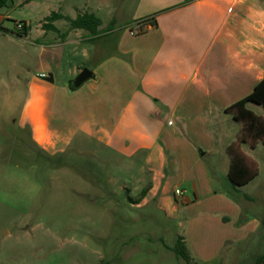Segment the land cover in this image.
<instances>
[{
	"label": "crops",
	"instance_id": "obj_1",
	"mask_svg": "<svg viewBox=\"0 0 264 264\" xmlns=\"http://www.w3.org/2000/svg\"><path fill=\"white\" fill-rule=\"evenodd\" d=\"M139 2L123 24L114 28L113 18L107 33L120 32V37L111 53L88 46L102 33V19L97 34L77 28L61 39L47 37L50 30L43 23L49 13L44 14L39 35L32 37L28 20L14 17L6 10L9 4L0 8V73L10 65L1 62L5 56L28 54L33 60L28 74L23 68L11 76L0 74V127L15 123L51 155L89 146L93 152L101 147L114 154L123 169L130 170L126 181L131 184L120 200L136 198L149 187L146 196L131 205H151L173 221L182 208L200 206L189 237L179 234L193 263L241 264L246 245L263 227L264 215L245 217L237 200L216 192L207 197L218 207L207 216L203 208L209 204L200 203L198 187L215 184L216 175L207 165L211 167V161L229 178L227 147L237 139L242 123L226 109L264 78V0ZM62 9L54 11L69 16ZM18 23H25L27 32L18 29ZM68 48L81 60L69 61L64 73L61 63ZM19 58L14 60L21 64ZM85 67L93 77L71 89L70 81ZM49 73L53 82L43 76ZM172 180L193 183L195 198L184 200L186 190L179 184L175 190L181 187L183 194L172 192Z\"/></svg>",
	"mask_w": 264,
	"mask_h": 264
},
{
	"label": "rangeland",
	"instance_id": "obj_2",
	"mask_svg": "<svg viewBox=\"0 0 264 264\" xmlns=\"http://www.w3.org/2000/svg\"><path fill=\"white\" fill-rule=\"evenodd\" d=\"M136 2L34 0L27 5L23 4L24 0H11L6 10L16 18L30 22L32 37L39 35L44 14L50 15L61 7L74 18L78 14L94 13L103 20L102 33L88 46L98 45L111 53L118 44L120 32L107 33V29L113 18L116 22L111 26L115 25V28L132 16L140 4ZM66 21H57L62 32L66 31ZM8 24L15 27L12 22ZM130 26L131 23L127 25ZM17 28L24 30V26ZM49 33L47 37H60L56 31ZM69 50L65 51L61 63L64 73H67L69 61L81 60L80 55L77 57ZM17 56H20L21 64L15 62ZM17 56L1 58V62L10 63L1 75L11 76L22 68L26 74L31 72L32 58L28 54ZM249 107L264 116V106L254 103ZM231 125L228 123L230 130ZM226 133L230 135V131L226 130ZM91 148L68 150L58 159L59 156H50L33 142L27 131L18 130L15 123L6 122L0 127V264H99L101 261H107V264H190L185 260L179 262L161 238L169 245L175 243L179 234L187 239L194 229L192 217L199 214L200 206L182 208L173 221L151 205L138 207L120 200V196L122 199L127 196L131 183L126 181V172L130 170L123 169L122 160L114 154L101 147H94V152ZM241 149L257 162V177L237 190L227 175L216 168L218 164L211 161L210 167L207 163L210 172L216 175L215 186L198 187L200 203L206 200L209 204L203 208L207 216L212 208L218 207L217 202L207 197L216 192L218 196L226 193L237 200L245 217L264 215V142L254 148L243 143ZM54 159L64 161V164L59 165ZM172 181L169 185L172 192L175 184H179L186 190L184 200L190 202L195 198L193 183ZM181 187L179 189L184 190ZM246 247L240 263L255 264L259 254H264V227L253 234Z\"/></svg>",
	"mask_w": 264,
	"mask_h": 264
},
{
	"label": "trees",
	"instance_id": "obj_3",
	"mask_svg": "<svg viewBox=\"0 0 264 264\" xmlns=\"http://www.w3.org/2000/svg\"><path fill=\"white\" fill-rule=\"evenodd\" d=\"M11 0H0V8L5 7ZM30 0H26L28 2ZM59 19H65L69 22V27L62 32L54 22ZM43 23V28L53 30L60 34L61 39H65L69 32L73 29L82 28L89 30L92 34L98 33V28L101 25V18L94 13L78 14L76 18L64 15L60 12L53 11L48 15ZM152 22H154L152 20ZM23 24V23H22ZM155 24V22L153 23ZM24 32L29 29L25 23ZM253 102L264 106V78L255 86L254 90L244 98L229 106L226 111L233 115V118L242 123V128L238 133L237 139L230 143L227 147V152L230 156V168L228 172L229 179L234 188L242 186L250 182L258 175L259 168L257 162L243 152L241 146L243 143H249L251 147H256L258 143L264 142V117L250 109L247 104ZM63 153H57L50 156H60ZM49 158V157H48ZM54 159L59 165L64 164V161ZM149 187L144 188L138 197L128 196L130 203H139L146 196ZM264 227V218L262 220ZM163 245L174 252L177 260H185L192 263V257L189 253L185 237L179 235L173 245H169L164 238H161ZM99 264H107V261H101ZM255 264H264V255L259 257Z\"/></svg>",
	"mask_w": 264,
	"mask_h": 264
},
{
	"label": "water",
	"instance_id": "obj_4",
	"mask_svg": "<svg viewBox=\"0 0 264 264\" xmlns=\"http://www.w3.org/2000/svg\"><path fill=\"white\" fill-rule=\"evenodd\" d=\"M93 77V72L89 68H83L82 71H80L74 79L70 81V88L71 89H77L81 87L88 79ZM45 78L51 82L54 81L53 74L49 73L45 76Z\"/></svg>",
	"mask_w": 264,
	"mask_h": 264
},
{
	"label": "built area",
	"instance_id": "obj_5",
	"mask_svg": "<svg viewBox=\"0 0 264 264\" xmlns=\"http://www.w3.org/2000/svg\"><path fill=\"white\" fill-rule=\"evenodd\" d=\"M19 28H22L23 27V24L22 23H18V25H17ZM43 76H45V75H43ZM175 193L177 194V195H182L183 194V190H181V189H176L175 190Z\"/></svg>",
	"mask_w": 264,
	"mask_h": 264
}]
</instances>
